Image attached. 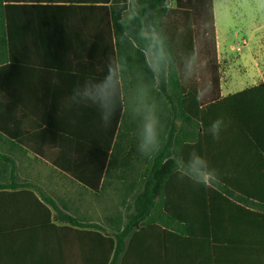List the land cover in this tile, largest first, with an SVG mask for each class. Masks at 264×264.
I'll list each match as a JSON object with an SVG mask.
<instances>
[{
    "label": "crops",
    "instance_id": "crops-1",
    "mask_svg": "<svg viewBox=\"0 0 264 264\" xmlns=\"http://www.w3.org/2000/svg\"><path fill=\"white\" fill-rule=\"evenodd\" d=\"M104 2L21 0L7 10L8 21H3L2 28H7L8 36L0 42V59L4 61L0 65V125L7 131L6 135L0 133V264L100 261L99 238L90 232L96 230L65 218L105 228L108 201L114 198L118 205V222L133 210L137 186L128 174L136 171L141 156L143 124L137 109L146 98L156 113V86L152 78L149 81L148 71L140 69L131 46L121 48L119 54L104 9L126 5L129 19L130 10L138 6L130 7V0ZM214 14L222 66L235 48L226 40L221 53L215 6ZM253 39L241 41V75L222 77L223 97L264 83V34L257 49H245ZM110 64L119 65L120 79L115 115L105 126L95 107L70 96L77 84L82 87L87 80H102ZM157 116L159 125L164 126L165 115ZM168 117L167 111V121ZM194 130L198 131L196 126ZM166 137L161 136L163 147ZM196 140L197 134L194 141H182L178 151ZM108 146L116 150L113 179L107 178ZM167 179L158 186L163 187ZM169 187V197L178 210L184 206L188 190H195V229L187 230L159 208L156 217L163 223L132 231L116 264H264V247L260 245L248 247L244 261L235 255H220L211 244L209 230H198V185L177 180L169 182ZM161 194L164 199V192ZM123 204L130 205L127 214L122 213ZM153 214L154 210L149 217ZM249 227L242 220L233 229L245 237ZM226 251L223 253L240 250Z\"/></svg>",
    "mask_w": 264,
    "mask_h": 264
},
{
    "label": "trees",
    "instance_id": "trees-1",
    "mask_svg": "<svg viewBox=\"0 0 264 264\" xmlns=\"http://www.w3.org/2000/svg\"><path fill=\"white\" fill-rule=\"evenodd\" d=\"M20 1L0 0V42L8 36L7 28H2L3 21H8L7 10L10 6L19 5ZM111 1L105 0L104 5ZM175 2L177 6L167 10L162 7L161 0H130V7L138 8L130 10L132 17L129 19L128 13L124 12L126 5L104 6L119 54L121 48H133L138 55L140 69L148 71L149 81L152 78L156 86L157 107L161 110L166 108L168 113L190 129L180 133L175 130L174 121L165 122L166 130L160 131L161 136H167L165 145L153 156V167L144 175L142 189L134 195L133 210L126 215L118 233L109 235L97 224H79L73 218H65L80 227L96 230L90 232L99 238L100 261L91 259L88 264H116L127 246L130 233L155 223H147V220L156 204L164 209L167 216L183 223L187 230L195 229V190H188L189 196L179 210L178 206L173 205L168 192L171 190L169 182L180 180L177 179L174 161L181 156L186 159L192 150L203 156L210 167L219 173V182L214 186L207 188L198 185V230H209L213 248L218 249L220 255H235L238 261L247 259L248 247H264V83L223 97L220 92L222 72L214 1ZM142 29L155 30L163 42L159 72L152 73L146 61L144 41L138 38ZM193 55L199 59L196 80L191 82L185 80L184 76L185 63ZM3 62L0 59V65ZM201 83L209 84L211 91L206 94L205 88L202 98L197 99L196 90ZM217 119L224 122L219 140L209 132L211 124ZM195 126L198 131L194 130ZM0 133L7 134L1 125ZM195 134L196 144H184L179 152V144L194 141ZM110 150L108 169L116 162V150L108 146L107 153ZM99 175L100 180L102 174ZM163 179H167L165 185L158 186ZM183 180L192 182L187 178ZM161 192H164V199ZM157 198L160 201L155 202ZM250 203L260 209L249 207ZM246 216L248 219H242ZM242 220L250 226V231L246 232L248 237L233 229ZM226 250L240 251L223 253Z\"/></svg>",
    "mask_w": 264,
    "mask_h": 264
},
{
    "label": "clouds",
    "instance_id": "clouds-1",
    "mask_svg": "<svg viewBox=\"0 0 264 264\" xmlns=\"http://www.w3.org/2000/svg\"><path fill=\"white\" fill-rule=\"evenodd\" d=\"M162 7L167 10L175 8V0H161ZM138 38L144 41V52L146 61L150 70L159 72L161 68V54L163 42L161 37L155 30L142 29L138 33ZM198 57L190 56L185 63L184 79L194 82L197 75ZM205 67V62H204ZM119 65H109L107 74L102 80H87L81 87L77 84L72 91L70 99L83 102L85 105L95 107L101 114V119L105 126L112 123L116 110V99L118 95L119 85ZM207 88L208 94L211 91V86L206 83H201L197 90V99L202 98V92ZM137 114L142 116L143 124L140 132L139 152L146 158H151L159 153L162 147L161 134L159 130V118L155 113L154 108L147 103L145 98L142 106L137 109ZM224 126L222 119L215 120L209 132L214 139L219 140L220 133ZM175 163V171L177 179L183 180L187 178L196 185H202L210 188L219 182V173L215 168L210 167L208 161L201 156L197 151L192 150L187 154V158L181 156Z\"/></svg>",
    "mask_w": 264,
    "mask_h": 264
},
{
    "label": "rangeland",
    "instance_id": "rangeland-1",
    "mask_svg": "<svg viewBox=\"0 0 264 264\" xmlns=\"http://www.w3.org/2000/svg\"><path fill=\"white\" fill-rule=\"evenodd\" d=\"M214 6L217 10V18H218V34H219V41H220V48L221 53L224 51V44L232 45L234 46V50L232 52V57L228 58L226 61L222 63L221 72L222 77L224 80L232 75H238L242 73V64H241V58L242 53L241 49L243 50V41L244 38L254 37L252 40L253 42L251 45L246 46L245 49H251V48H258L259 44L257 41L259 38H262L264 34V0H213ZM231 41V42H230ZM263 47V44H261ZM167 62V60H166ZM165 62V63H166ZM223 80V81H224ZM150 85V84H149ZM155 87V84H154ZM175 87V86H174ZM145 95V94H144ZM165 102L166 96H165ZM157 105V104H155ZM156 114L165 115L164 121L167 122V111L165 108V111L161 110L158 107H156ZM168 120L174 121V125L176 126L175 130L178 132H183L184 130H189L188 127L182 124L180 119H175L170 113ZM141 128V127H140ZM159 130L163 131L162 124L159 125ZM166 130L165 124H164V131ZM161 133V132H160ZM139 157V156H138ZM138 164V165H137ZM137 166L135 168L136 171H134L131 174H128L130 177V180L136 184V188L133 189L135 191L133 193L132 198H134V195L138 193L142 189V181L144 175H147L149 173L148 171L151 170L152 164H153V158H146L144 156H140L137 158ZM115 165V164H114ZM148 170V171H147ZM114 172H113V166L107 170V178L113 179ZM128 204H131V202H128ZM116 207L118 208V205L115 203L114 198L109 202L108 201V212H107V222L104 223L105 232L109 235H114L115 233H118L120 229L123 227V219L121 218V221L118 222L115 213ZM130 208V205L127 206L123 204V210L122 213H128V209ZM160 208V205L156 204L155 207L152 209V212L154 210V214L149 217L147 220V223L149 222H161L163 223V220H159L157 218V212ZM90 223V222H86ZM128 241V240H127Z\"/></svg>",
    "mask_w": 264,
    "mask_h": 264
}]
</instances>
